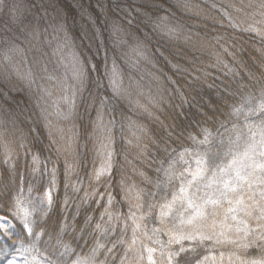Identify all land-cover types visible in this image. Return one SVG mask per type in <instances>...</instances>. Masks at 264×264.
Returning <instances> with one entry per match:
<instances>
[{
	"label": "trees",
	"instance_id": "1",
	"mask_svg": "<svg viewBox=\"0 0 264 264\" xmlns=\"http://www.w3.org/2000/svg\"><path fill=\"white\" fill-rule=\"evenodd\" d=\"M183 3L184 0H2L0 3V121H3L0 129L6 130L4 139L16 153L13 173L3 163L4 150L0 148V179L10 188L5 200L22 185L23 194L38 203L39 197L49 190L53 180L51 169L55 167L53 203L46 217L34 216L35 230L66 226L63 238L79 255H88L99 239L105 249L96 257L97 264H120L125 245L117 244L113 253L107 249L119 236L128 240L131 231L117 230L107 238L94 232L107 197L85 199V192H91L93 186L100 193L110 192L115 197L113 210L126 215L129 203L121 191L123 178L127 186L156 192L152 202L159 205L164 197L168 198L172 186L157 191L154 183L162 178L157 169L176 160L177 169L183 170L188 164L180 162L177 153L186 149L185 159L190 163L196 154L205 152L213 164L226 162L225 153L235 147L237 134L240 136L237 143L243 148L264 120L259 112L247 119L243 114L233 115L234 108L244 105L247 109L248 98L252 106L260 103L264 91V38L242 28L228 27L229 22L222 15V10L227 11L239 23L245 17L236 8L247 0H187L188 7H183ZM217 21H222L223 26ZM169 29H176L178 34L170 37ZM217 36L225 39L217 44ZM77 57L98 66L97 71L90 73L84 98L91 100L95 96L98 103L99 97L106 95L114 104V111L105 115L106 120L116 121L113 133L117 152L107 187L90 179L94 167L99 166L97 145L90 138L96 105L86 111L83 98L78 96L79 107L72 119L49 117L54 125L64 128V141H60L59 135L52 138L62 145L69 137L75 140L79 157L75 172H66L65 156L58 155L40 114L41 108L54 111L53 105L57 103L66 107L61 97L71 94L75 82L64 65L76 62ZM114 63L125 90L121 97H113L105 78V68L111 71ZM173 64L179 68L173 69ZM28 72L34 81L31 85L20 79ZM168 77L176 83H170ZM98 81L104 87L98 88ZM45 89L50 96L44 95ZM150 97L160 100L159 108L149 103ZM136 101L146 105L154 116L136 108ZM129 118L147 128L140 147L133 136L136 127H128ZM205 128L212 133L211 142L200 144ZM227 132L231 133L229 137ZM22 139L25 148L20 147ZM129 140L133 143L129 144ZM29 149L39 157L38 165L32 163L31 154L26 155ZM36 167L39 170L34 172ZM141 172L153 183H147L139 175ZM157 214L158 208L153 209L149 227L159 226ZM88 217L92 221L86 227ZM47 240V236L41 235L37 247L44 255L37 254L38 261L43 262L50 255L46 251ZM224 253L223 264H228L229 252ZM205 255L210 257L205 264H213L211 257L218 256L219 251L200 248L195 254H187L182 264H194ZM0 264H6L3 257Z\"/></svg>",
	"mask_w": 264,
	"mask_h": 264
},
{
	"label": "snow or ice",
	"instance_id": "2",
	"mask_svg": "<svg viewBox=\"0 0 264 264\" xmlns=\"http://www.w3.org/2000/svg\"><path fill=\"white\" fill-rule=\"evenodd\" d=\"M182 6L188 7L187 0H184ZM212 7L217 6L212 4ZM229 7H235V5H229ZM236 11L244 13L245 19L239 23L235 22L227 11L222 10V15L229 22L228 27L242 28L244 32L255 33L264 38V0H247V3L241 8H236ZM248 21L251 22L247 23V27H243ZM217 23L223 26L222 21ZM177 34L176 29L168 30L170 37H175ZM223 39H225L224 36L215 37L217 44H220ZM220 46L224 47L222 44ZM139 55L144 56V53L140 52ZM172 68L178 69L179 66L173 64ZM97 70V65L77 57L72 72L75 83L72 85L71 94L61 97L66 107L61 108L57 103L53 105L54 111L50 112L48 108H41L40 114L44 126L48 129L51 143L56 145L58 155L65 156L66 172H75L79 166V157L74 147L75 140L69 137L66 144L62 145L52 138L55 134L59 135L60 141H64V128L54 125L49 117L55 116L57 120L63 121L72 119L79 107L78 96L83 98L82 103L86 111L96 105V118L93 121L90 138H93L97 145L99 166L94 167L90 179L96 184L104 183L107 187L110 186L108 181L116 165L117 152L114 148L113 133L116 121L115 119L106 120L105 115L106 112L114 111V104L106 95L99 97L98 103L95 96H92L91 100L84 98L90 73ZM105 78L113 97H121L125 94L115 63L111 71L105 68ZM20 79L26 80L29 85L34 83L31 72L20 76ZM168 80L172 84L176 83L171 77H168ZM97 87L102 88L104 85L98 81ZM42 91L44 95H51L46 89ZM261 95L260 103L252 106L251 98H248L245 100V104L249 105L247 109L241 105L233 109V115L243 114L245 119L257 112L264 115V91ZM160 99L162 100L163 97L161 96ZM149 103L159 108L160 100L150 97ZM135 107L147 113L149 117L154 116L149 108L139 101L135 102ZM154 118L159 119V117ZM2 124L3 121H0V125ZM133 126L137 129L133 132L136 146L140 147V140L147 134V128L129 118L128 127ZM251 127L252 125H249L250 129ZM256 127L258 131L248 137L243 148L237 143L240 138L237 134V141H233L235 147L225 153L228 156L226 162L213 164L209 154L205 152L193 157L195 167L189 165L183 170H178L177 161L172 160L166 168L157 169L158 172H162V178H158L154 183L157 191L161 187L168 188L170 185L173 187L171 199H166L159 205L152 202L156 192H147L135 185L127 186L123 178L120 181L121 191L124 193V199L129 203V211L126 215L121 214L119 210H113L115 197L110 192L100 193L94 186L91 192H85V199L96 196H100L101 199L107 197L100 220L92 229L94 232L107 238L117 230L122 233H127L129 229L131 231L128 240L119 236L107 252L113 253L116 245L122 244L125 245V250L120 257V264H145V261L147 264H182L187 254H195L200 248H213L219 251L218 256L211 257L213 264H223L225 253L220 249L230 247L233 250L227 255L228 264H264V120H261L260 125ZM5 131L0 129V148L4 150L3 163L8 166L9 171L14 173L13 157L16 153L5 141ZM202 132L204 137L198 143L209 144L212 137L211 131L205 128ZM257 135L259 139L256 138ZM128 143L132 144L133 141L129 140ZM20 147H26L23 139ZM186 153L187 149L185 152L177 153L179 161L184 164H188V160L185 159ZM28 154H31L30 149L26 152V155ZM31 155L32 163L38 165L39 157L36 154ZM69 156L72 157L71 160ZM38 170V167L33 168L34 172ZM45 170H47L46 166ZM55 174L56 168L53 167L51 169L53 180L50 181L49 190L39 197L38 203L23 194L22 185L14 195L5 200L10 188L0 179V257L4 258L6 264H97L96 257L105 249L104 243L99 239L96 240L95 246L91 248L88 255H79L63 238L62 233L66 230V226L52 230L44 228L42 232L35 230L37 225L34 216L39 214L40 219L46 217L48 208L53 203L51 189L55 184ZM139 175L144 177L147 183H153L143 172ZM76 190L79 188L76 187ZM28 191H32L31 187ZM155 208H158L155 219L159 226L149 227L148 221L152 218ZM91 221V217L86 219V227L91 224ZM120 225L123 227L119 228ZM41 235L48 237L45 244L46 251L50 253L43 262L37 259V254L44 255L37 247ZM162 236L167 239H162ZM249 250H255L256 255H249ZM209 258L207 255L202 256L196 259L194 264H205Z\"/></svg>",
	"mask_w": 264,
	"mask_h": 264
},
{
	"label": "rangeland",
	"instance_id": "3",
	"mask_svg": "<svg viewBox=\"0 0 264 264\" xmlns=\"http://www.w3.org/2000/svg\"><path fill=\"white\" fill-rule=\"evenodd\" d=\"M75 63H76V62H74V61H70V62H68V63H66V64L64 65L66 68L68 67L71 76H72V72H73V66H74ZM230 134H231L230 132H227V133H226V136L229 137ZM189 165H191L192 167H195V163H194V159H193V158H192L191 163H190V161L188 162L187 167H188ZM172 191H173V187L170 188V193H169L168 198H167V197H164V200L162 201V203H163L166 199H171V193H172ZM220 250H221V251H224V252H230V251H232L233 249H231L230 247H228V248H223V249H220ZM249 255H256L255 250H249Z\"/></svg>",
	"mask_w": 264,
	"mask_h": 264
}]
</instances>
